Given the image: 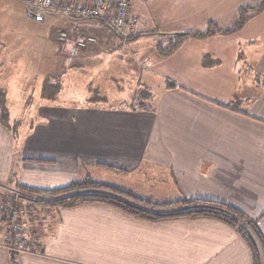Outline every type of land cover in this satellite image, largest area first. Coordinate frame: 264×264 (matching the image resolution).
Segmentation results:
<instances>
[{
	"label": "crops",
	"instance_id": "1",
	"mask_svg": "<svg viewBox=\"0 0 264 264\" xmlns=\"http://www.w3.org/2000/svg\"><path fill=\"white\" fill-rule=\"evenodd\" d=\"M252 4L182 0L175 6L185 10L178 11L183 16L171 24L177 28L178 23L199 19L225 29L230 25H222L223 17L230 13V21L235 20L240 7ZM35 7L32 11L42 19L44 11ZM131 11L138 17L136 36L156 30L146 21L140 23L139 10ZM258 20H264V12L251 15L238 33L189 37L172 54L158 57L159 66L137 47L154 35L133 38L127 51H117L113 48L121 39L108 22H68L67 31L75 34L81 25L97 29L106 51L131 54L137 79L151 70L174 86L152 89L143 108L41 102L36 127L26 131L17 148L19 158L12 133L0 122V183L9 181L14 168L21 184L54 189L77 178L82 163H106L128 173L151 164L171 174L179 195L226 203L258 219L264 236V30H251ZM136 96L125 98L134 103ZM58 220L52 233L35 241V249L19 253L18 264H254L244 238L215 219L148 222L107 205L85 204L61 208ZM0 264H14L2 240Z\"/></svg>",
	"mask_w": 264,
	"mask_h": 264
},
{
	"label": "rangeland",
	"instance_id": "2",
	"mask_svg": "<svg viewBox=\"0 0 264 264\" xmlns=\"http://www.w3.org/2000/svg\"><path fill=\"white\" fill-rule=\"evenodd\" d=\"M180 1L182 0H131V7L135 11L139 10L141 15L140 23L146 21L148 26L151 25L153 29H156L150 32V35L154 36L148 37L144 40L145 43L137 47L142 52L146 51L157 66L160 63L156 60L158 57L168 56L160 53V49H162V43L166 44L170 31L179 28L183 31L206 32L208 29L220 28L217 22L207 23L199 19L197 22L192 19L187 24L186 22L178 23L175 28L171 24L172 20L183 16L178 11H185L176 8L175 4L177 5ZM261 1L253 0L252 5L258 6ZM35 8V5L27 0H0V89L6 90L12 122L24 120L19 127V141H22L32 120H35L34 127H36L39 121L36 108L39 104L44 101L49 102L41 98V91L47 78H50V82L59 89L57 99L49 103L70 107L130 106L134 103L126 100L127 94L130 96L136 94V98L148 100L144 101L148 103L152 96V89L153 92H159L170 83L157 74H153L151 70H139L143 71L144 75L137 79L138 73L131 70L130 64L133 60L135 61L134 57L131 54L117 53V51L128 50L130 47L128 44L136 36L137 31L127 41L119 36L121 41L113 48L117 51L109 50V48L106 51L105 44H102L96 35L99 32L97 29L91 31L88 27L81 25L77 34L69 32L67 31L70 29L68 22L74 21L67 20L66 17L69 16L44 11L42 19H38L33 17L35 13L32 10ZM238 12L239 10L235 20L230 21V13L223 17L225 19L222 21L225 24L222 25H230L223 30L230 29L238 22ZM81 20L87 19L81 18L74 22L81 24ZM251 28L254 30L252 33H261L264 30V20L255 21ZM139 35L135 39L148 33ZM90 38H95V41H89ZM82 41L85 42V46L80 45ZM95 48L97 53H94ZM87 51L89 52L86 53ZM143 63L145 62L142 61V65ZM146 81H150V84ZM140 168L142 169L138 172L121 174L95 165H87L85 168L81 165L78 176L83 177L89 173L97 180L113 183L137 195H155L164 201L174 200L180 196L179 188L167 170L151 164ZM15 179L12 178L5 184L0 183V214L1 210L6 208L4 200L6 197L12 194H24V190L19 187L21 184L19 179ZM24 198L28 199V196ZM60 209L42 207V205L36 207L28 205L23 200L21 218L24 224L16 235L24 237V242L20 241V244L18 242L15 249L19 252L35 249L34 244H37L35 241L44 239L52 233L53 225L59 221ZM8 231L10 229L1 225L0 222V241L5 242L10 238L11 231L10 233Z\"/></svg>",
	"mask_w": 264,
	"mask_h": 264
},
{
	"label": "trees",
	"instance_id": "3",
	"mask_svg": "<svg viewBox=\"0 0 264 264\" xmlns=\"http://www.w3.org/2000/svg\"><path fill=\"white\" fill-rule=\"evenodd\" d=\"M262 12H264V0L258 6L240 7L238 22L230 29H208L202 34L194 32L169 33L166 44H161L162 49H160V53L164 55L172 54L189 37H209L219 33L227 35L236 33L242 30L247 24L250 15ZM96 20L103 19L98 18ZM168 86L171 87L174 84L170 83ZM41 92V98L51 102L57 99L56 96L59 93V89L50 82V78H47L44 81ZM101 100L106 101L104 99ZM136 104L137 107L135 106ZM144 106V101L140 97L136 98V101L132 104V107L135 108H143ZM34 121L32 120L29 123L30 129L34 127ZM0 122L12 133L16 145V158H19V152L17 151L21 143L19 141V127L24 123V120L21 119L12 122L5 89H0ZM21 161L53 162V160L32 158H22ZM86 166V164L82 163L83 168ZM95 166L101 169L112 170L116 173H128V170L124 168L106 163L96 162ZM18 177L19 171L14 168L9 180L12 178L19 179ZM19 187L24 190V194H12L6 197L4 199L6 208L2 209L0 214L1 225L8 227L11 231V233L8 231L11 234L10 238L5 240L4 243L10 249L14 264H18V255L20 253L15 249V245L18 242L20 244V241L24 242V237H17L16 235V232L24 224L21 218L23 215V200L28 205H34L36 207L42 205V207L49 208H74L85 204H103L138 220L148 222H164L177 219L195 220L200 218L219 220L232 226L244 238L252 253L254 264H264V236L258 227V219L251 218L239 209L226 203L216 200L188 198L185 195H180L177 199L168 201L161 200L155 195L141 196L113 183L97 180L89 173H86L83 177L78 176L69 184L54 189L36 188L23 184H19ZM32 195L36 198L34 199ZM27 196L28 199L24 198Z\"/></svg>",
	"mask_w": 264,
	"mask_h": 264
},
{
	"label": "built area",
	"instance_id": "4",
	"mask_svg": "<svg viewBox=\"0 0 264 264\" xmlns=\"http://www.w3.org/2000/svg\"><path fill=\"white\" fill-rule=\"evenodd\" d=\"M41 10L72 18L103 19L127 41L137 31L138 17L131 11V0H27ZM89 41L94 42L95 38ZM85 46V42H80Z\"/></svg>",
	"mask_w": 264,
	"mask_h": 264
},
{
	"label": "water",
	"instance_id": "5",
	"mask_svg": "<svg viewBox=\"0 0 264 264\" xmlns=\"http://www.w3.org/2000/svg\"><path fill=\"white\" fill-rule=\"evenodd\" d=\"M33 17H37V18H40V16H39V15H36V14H35V15H33Z\"/></svg>",
	"mask_w": 264,
	"mask_h": 264
}]
</instances>
